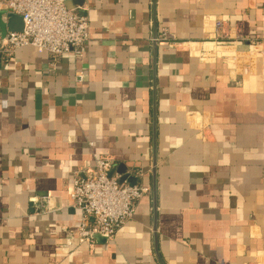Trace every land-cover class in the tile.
I'll return each mask as SVG.
<instances>
[{"label": "crops", "instance_id": "0c3cea01", "mask_svg": "<svg viewBox=\"0 0 264 264\" xmlns=\"http://www.w3.org/2000/svg\"><path fill=\"white\" fill-rule=\"evenodd\" d=\"M66 3L83 56L0 52V264H264V0ZM104 156L151 191L79 243L69 178Z\"/></svg>", "mask_w": 264, "mask_h": 264}, {"label": "built area", "instance_id": "2783aa9c", "mask_svg": "<svg viewBox=\"0 0 264 264\" xmlns=\"http://www.w3.org/2000/svg\"><path fill=\"white\" fill-rule=\"evenodd\" d=\"M67 0H0L10 12L22 16L21 31H10L0 37V52L10 54L16 49L32 45L48 52L53 65L64 54L73 52L83 56L89 40L90 23L87 16L67 6ZM217 21L216 27H223ZM158 41L174 42L166 27L155 37ZM83 80V74L77 81ZM72 206L81 213L75 230L79 243L94 245L95 234L115 239L119 229L130 221L136 204L151 191L148 184L131 185L122 181L117 164L111 157H99L92 165L75 170L70 178ZM40 206H43L40 205Z\"/></svg>", "mask_w": 264, "mask_h": 264}, {"label": "water", "instance_id": "95a60500", "mask_svg": "<svg viewBox=\"0 0 264 264\" xmlns=\"http://www.w3.org/2000/svg\"><path fill=\"white\" fill-rule=\"evenodd\" d=\"M14 14V13H13ZM11 14V16L13 15ZM23 29V27H21L20 29H17L16 31H21ZM156 164L157 161L156 159L154 160V166L152 169V174H153V194H154V204L156 206V173H157V168H156ZM118 173H120L122 175V181H128L131 185H134L137 183L138 179L137 177L131 175L130 173H128L127 171V167L124 164H120L119 168H118ZM157 230V219L155 220L154 223V231ZM156 236V234H155ZM96 240V242L98 243H106L107 242V238L100 235V234H95L93 236ZM157 239V236H156Z\"/></svg>", "mask_w": 264, "mask_h": 264}]
</instances>
